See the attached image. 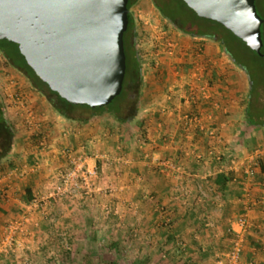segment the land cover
Listing matches in <instances>:
<instances>
[{"label":"rangeland","instance_id":"rangeland-1","mask_svg":"<svg viewBox=\"0 0 264 264\" xmlns=\"http://www.w3.org/2000/svg\"><path fill=\"white\" fill-rule=\"evenodd\" d=\"M174 1L159 0V3L158 0H137L130 9L135 21L137 50L141 54L142 62H144V55L161 56L167 52L170 54L164 48L160 50L154 41L155 31H165L177 43L192 40V36L176 28L161 15L158 6H163L168 12L175 14L178 21H183L185 28L205 32L211 27L210 31L215 33L216 40L222 42L247 70L252 71L253 87L250 89V77L247 74L244 86L246 91L243 93L244 104L235 107L233 103L231 110L239 109L237 113L231 112L229 106L224 105L228 106V111L225 113L223 108L214 112L211 110L207 112L203 108L192 110V103L181 101L180 109L177 110L178 114L170 113L172 114L170 117L174 116L176 120L177 132L176 129L165 132L163 126L152 128L151 134L154 132V138H156L152 145L148 143L149 130L142 136L143 132L138 125L142 118V110H138L136 116L128 122L123 133L124 139L118 137L120 144L123 142L122 145L126 147L125 149H119L120 144L112 147L110 141L105 139L106 136L102 138L105 143L94 138L89 145L84 144L86 149H70L74 154L80 152L97 154L98 158L91 159V163L96 165L98 171L93 181L96 188L89 195L55 196L38 206L27 204L24 212L21 213V216L27 218L23 220V230L19 228L11 230L8 227L9 222H0V243L2 240L6 242V251L0 252V264H60L63 261L64 250L73 253L71 260L74 264H88L84 256L88 252L92 256L96 255L101 261L100 264H110L115 261L117 264H221L224 262V253L230 248L233 235L229 236L225 242L228 244L227 248L197 250L201 244L203 248H207L205 244L207 240L203 239V236L221 232V225L216 226L214 223L222 200L219 194L223 193L215 192L209 178L219 169L224 170L234 165L247 153L241 148L240 144L243 143L235 137L247 124L245 116L247 98L251 97V100H254V110L260 119L264 120V57H259L222 25L207 22L196 16L180 0ZM255 4L259 15L264 19V0H255ZM261 29L264 40V22ZM176 49L177 47L172 50L173 54ZM193 72L186 79L189 87L197 85L192 83L194 82ZM4 77L10 79L5 81ZM10 80L13 83H10ZM14 87H20L28 102L37 106L34 110L40 113L38 114L41 126L42 121L46 122L48 115L53 116L57 113L24 74L5 63L0 53L2 101L6 98L4 93ZM5 88L8 90L5 91ZM186 113L201 116L206 129L214 130L218 139H210L206 131L199 132L195 125L186 124L185 120L188 119H183ZM207 113L210 115L213 113L210 120L207 119ZM214 116L216 126H212ZM106 117L108 122L113 120L110 116L106 115ZM153 121L158 122V117H155ZM225 121L227 125H220ZM101 122H91L89 128L99 131V126L106 128V124H109L107 121ZM18 124L25 128L22 123L18 122ZM113 124L116 128V124ZM114 132L116 138L117 129ZM165 133L170 134L171 137L165 139ZM200 133L209 141L211 146L208 149L201 140H196V135ZM32 134L36 135V138L37 136L45 137L46 145H48L46 133L37 135L35 132L29 131L28 134L26 132V136ZM237 140L238 143L235 142ZM35 143L39 145L36 140ZM66 149L62 151L65 157ZM166 150L168 154H165ZM229 154L236 157L232 163H227V160L231 159ZM222 156H226L227 159L223 160ZM192 158L199 161L203 159V161L199 162L200 166L195 167L191 165ZM99 159L103 160L100 165ZM65 165L59 170H62ZM146 166H157V170H161L165 180H168L167 196L170 205L158 203L154 192L150 193L147 189H143L142 170ZM138 168L139 172L136 171ZM49 188H51L50 185ZM49 188L36 193L35 198L48 196ZM139 193L141 199L138 198ZM144 196L145 199L153 202V207L137 205L142 202ZM23 197V201H26L25 194ZM192 215H195V221L189 223L187 218ZM167 228L173 238L165 241L160 234ZM182 233L186 235L182 236ZM7 236L10 237V242L5 239ZM242 259L243 264L249 262L245 256Z\"/></svg>","mask_w":264,"mask_h":264},{"label":"crops","instance_id":"crops-1","mask_svg":"<svg viewBox=\"0 0 264 264\" xmlns=\"http://www.w3.org/2000/svg\"><path fill=\"white\" fill-rule=\"evenodd\" d=\"M142 60L143 78L139 92L138 110H142L141 120H144V127H150L145 129L144 132L149 130L148 143L151 145L156 140L154 132L151 134L152 128H157V126L161 128L163 126L165 132L175 129L177 132L176 120L174 116L170 117L172 115L170 113L175 112V115L178 114L177 110L180 109L181 101L184 102L183 97L187 96V93L192 89L186 84V79L193 71L196 79L192 83L201 85L203 81H208L212 95L209 99H203L200 96L201 94H197V100L192 103V110L203 108L207 112L210 110L214 112L223 108L226 113L228 106L231 110L233 103H235V107L243 105L241 101L245 97L243 93L246 91L244 86L247 80V72L234 63L223 43L216 39L192 36V40L178 43L174 54H168V52L165 55L161 54V56L149 54L144 55V62ZM3 80L6 81L7 78L4 77ZM215 104L218 106H215ZM233 111L237 113L239 109L235 108ZM233 111L231 110V112ZM56 114H53V116L48 115L46 122L42 121L40 133L42 135L46 133L48 136L47 142H49L45 148H41L26 136V129L23 126L18 123L13 125L15 135L12 147L5 157L0 160V222L11 223L20 220L24 207L31 202L28 200L23 201V194L26 195L28 187L36 194L40 191H45L50 185L51 188L49 189L52 192L56 186L55 177L59 168L67 164L66 157L62 154L64 149H86L85 145L92 143V139L96 138L99 139V142H103L102 138L105 136V139L110 141L112 147H115L116 144H120L118 137L123 138V133L128 125L127 123V125L121 127L114 120L108 122L107 117L104 115H99V117L95 115L89 122L79 123ZM9 116L7 118L11 119ZM155 117H158V122L153 121ZM212 117L213 113L212 115L207 113V119L210 120ZM213 119L212 126H216V122H214L215 116ZM94 121H99V123L107 121L109 124L105 123L106 128L99 126V131L92 130L89 125ZM113 123L116 124V128L113 127ZM152 123L154 124L152 125ZM224 124L227 125V122L220 123V125ZM231 124L228 125L232 127ZM138 125L140 126V122H138ZM116 129L118 136L116 135L115 138L114 131ZM165 135V139L171 137L170 134L165 133ZM235 137L245 145L240 144L241 148L247 152L245 155H247L249 154L248 152H252L260 146L264 147V126L255 129L246 124L240 130L238 136ZM235 142L238 143V140ZM32 143L35 145L33 146ZM122 143L119 145V149L125 147ZM246 144H250L249 148L253 147V149H248ZM166 153L168 154L167 150L165 151ZM165 154L164 157H166ZM101 159H99V165L103 163ZM95 163L97 164V161ZM136 171L139 172V168ZM224 171H233L235 175L233 182L228 183V187L224 190L216 191L214 188L218 194L219 192L223 193L219 194L222 196V200L219 203V213L214 223L216 226L221 225V232H213L210 236H203L202 238L207 240V243H205L207 248H203L201 244L197 250L224 249L228 246L225 242L229 237L226 230L231 233V229H238L235 223L236 218L246 214L250 225L245 234L243 256L254 264H264V156L254 177H247L241 168L232 170L228 167L224 170L222 169V172ZM142 172L144 177L143 189H147L150 193L154 192V194L159 191V194L156 195L158 203L170 205V200L167 196L169 191L168 180H165L161 170H157V166H146ZM219 172H221L220 169ZM155 174L158 175L160 180H163L160 187H157V183L153 180ZM138 198L141 199L140 193ZM145 198L144 196L143 200H141L142 202L137 205L153 207V202ZM226 202L240 205L243 208V213L233 211L225 216L224 207ZM4 215L13 217L3 219L2 216ZM194 216L187 218L189 223H194ZM176 234L178 235V232ZM160 235L165 241L173 238L171 236L167 239L165 232ZM181 235L185 236L186 234L182 233Z\"/></svg>","mask_w":264,"mask_h":264},{"label":"water","instance_id":"water-1","mask_svg":"<svg viewBox=\"0 0 264 264\" xmlns=\"http://www.w3.org/2000/svg\"><path fill=\"white\" fill-rule=\"evenodd\" d=\"M197 16L216 21L261 53L255 0H183ZM128 0H0V40L18 45L48 87L75 105L109 104L126 71Z\"/></svg>","mask_w":264,"mask_h":264},{"label":"trees","instance_id":"trees-1","mask_svg":"<svg viewBox=\"0 0 264 264\" xmlns=\"http://www.w3.org/2000/svg\"><path fill=\"white\" fill-rule=\"evenodd\" d=\"M136 1L137 0H128V3H127V7L129 10L128 12L129 21H128L127 29L124 32V36H123L124 50H125V56H126V71H125L122 89H121V92L117 96H115L112 99V101L107 105L92 108L86 104L75 105V104L69 103L68 101L60 97L56 92L52 91L48 87V85L45 82H43L35 74L32 68L25 62L23 56L21 55L18 49V45L14 42H11L5 39L0 40V53L4 57L5 63L17 69L22 74H24L29 79L33 87L37 91H39L41 95L45 96V98L49 101V103L52 105V107L56 110V112L59 115L63 116L66 119L77 121L79 123H85V122L87 123L95 115H104V116L107 115V116L112 117V119L115 122H118V124L121 127H123L124 125H127V123L131 121L137 114L138 103H139V92L141 90L142 78H143L141 54L139 50H137L135 21H134V17L132 13L130 12V9L132 8V6L134 5ZM180 1L186 5V3L183 0H180ZM158 9L164 18H166L169 22L173 23V25L176 28L180 29L186 34L193 36V37L198 36V37H209V38L216 39L215 33L210 31V29H212L211 27H209L210 29H206L207 31L205 32H202V31L196 32V31L190 30L184 27L185 25L183 21H178L177 20L178 17H176L175 14H171L170 12H168L166 9L163 8V6L161 7L158 6ZM205 20H207V22L217 23L221 25L220 23L213 21V20H209V19H205ZM263 46H264V40H263ZM263 46L261 48L260 54L253 50L252 51L256 53L259 57H264ZM226 50L231 56V58L233 59L234 63L238 65L240 68H242L243 70H245L247 74L249 75L250 83H251L250 89H251L253 87L252 81H251L252 71L247 70L246 67L242 63H240L237 59H235V57L231 54V52L227 48ZM244 101H245V97L242 99L241 103L244 104ZM246 102H247V105H246V110H245V116H246L248 126L253 127L255 129L263 127L264 120L260 119V117L257 115L256 110H254L255 109L254 100H251V97H249L247 98ZM36 107L37 106H35L34 104V108ZM10 118L11 119H8L3 114V104H2V99L0 96V138H1L0 140V160L3 157H5V155L8 153V151L12 147V142H13V138L15 135V130H14L13 125L15 123L20 122L19 120L15 118H12V117ZM139 122H140V130H142L143 132L142 136H144V130L146 129L144 127V120H140ZM26 132L28 134L29 131L26 129ZM28 137L32 139L34 142L35 140L38 142V140H40L41 138L38 136L36 138V135L34 136L33 134L29 135ZM196 140L198 141L201 140L202 143L205 144L207 149L208 147L211 146L209 145L210 143L207 140V138L201 135V133L196 135ZM247 146H248V149H251V150L253 149V147L249 148L250 147L249 144ZM125 148L126 147H124L123 149ZM222 158L223 160L227 159L226 156H222ZM229 158L231 159H229L230 161L227 160L228 161L227 163H232L236 159V157L230 154H229ZM200 161H203V159ZM200 161L196 160V158H192L190 162H191V165L198 167L200 166L199 164ZM234 175H235V172L233 171H226V172L216 171L214 175L209 178V181H210V184L213 186V188L216 189V191H221V190H224L226 187H228V183L233 182ZM153 180L155 183H157V187H160L161 182L163 181L158 178L157 174L153 176ZM155 194L158 195L159 191L155 192ZM26 197L28 201L33 200L35 198V194L32 192V189L30 187L26 189ZM233 211H238L239 213H243V208H241L240 205L226 202L225 207H224V215L227 216ZM12 217L13 216H8V215L2 216L3 219L12 218ZM1 222H5V221H1ZM226 232L229 236L231 235V233L228 232L227 230ZM165 233L167 235L166 237L167 239L172 236L168 228L166 229ZM72 254H73L72 252L68 250H64L62 253L63 261L60 264H74L71 260ZM84 256L88 264H100L101 263L98 257L96 255L92 256L90 252H88ZM110 264H117V263L115 261V262H111Z\"/></svg>","mask_w":264,"mask_h":264},{"label":"built area","instance_id":"built-area-1","mask_svg":"<svg viewBox=\"0 0 264 264\" xmlns=\"http://www.w3.org/2000/svg\"><path fill=\"white\" fill-rule=\"evenodd\" d=\"M153 39L160 47V50L164 48L165 50H168L170 54H172V50L178 45L174 38L169 37L165 31H155ZM193 77L196 79L194 75ZM9 82L13 83L12 80ZM191 87L192 91L190 90L187 97H183L184 103H193L197 99V94H201L200 96H202L203 99H209L212 95L209 89L210 84L208 81H203L201 85H193ZM6 89L7 88L4 90L7 91L8 89ZM4 94L6 95V98L2 101L3 114H5L6 117L10 115L9 117L19 120L27 130L35 132L37 135L41 134L40 115L36 110H34V105H31L28 102L20 87H14L12 90L5 92ZM215 106L218 105L215 104ZM183 119H188L185 120L186 124L191 123L195 125L199 132L206 131L207 136H209L210 139H218V136L215 135L214 130H210V128L206 129L207 127L204 125L201 116L197 114L186 113ZM39 146L41 148H45V137L40 138ZM262 147L263 146H260L249 154L245 155L229 168L235 170L239 167H242L241 169L247 177H254L257 168L260 166L261 161L263 160L264 147ZM66 157V167L62 170H59L55 177V188L52 190V192H49L48 196H42L40 199L34 198L30 202L32 206H38L46 203L47 199L53 198L55 196L66 195L68 197H77L89 195L93 189L96 188L93 181L95 180L98 171L96 165L91 163V159L98 158L97 154L89 155L84 152L74 154L70 149H66ZM220 171H222V169H220ZM24 218L27 219L25 216H22L20 220L9 223L8 227L11 230L17 228L21 230ZM235 223L238 226V229H231L233 239L230 248L224 253V262L221 264H243L242 257L244 239L250 223L246 214L238 216L235 220ZM5 239L9 241L10 237L7 236ZM2 251H6L5 240H2L0 243V252ZM247 264L254 263L248 262Z\"/></svg>","mask_w":264,"mask_h":264}]
</instances>
